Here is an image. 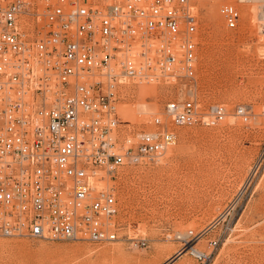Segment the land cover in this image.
I'll return each mask as SVG.
<instances>
[{
	"label": "built area",
	"instance_id": "obj_1",
	"mask_svg": "<svg viewBox=\"0 0 264 264\" xmlns=\"http://www.w3.org/2000/svg\"><path fill=\"white\" fill-rule=\"evenodd\" d=\"M222 11L237 28L238 8ZM197 32L191 0H0V235L122 238L119 170L158 161L176 141L175 127L229 115L194 95ZM161 82L178 92L152 116L155 129H124L126 88ZM235 114L251 118L243 104ZM202 234L190 230L185 244L208 264L218 241L199 250L191 242Z\"/></svg>",
	"mask_w": 264,
	"mask_h": 264
},
{
	"label": "rangeland",
	"instance_id": "obj_2",
	"mask_svg": "<svg viewBox=\"0 0 264 264\" xmlns=\"http://www.w3.org/2000/svg\"><path fill=\"white\" fill-rule=\"evenodd\" d=\"M191 1L199 42L194 95L204 105L224 104L227 119L175 127L176 141L158 161L119 170L120 240L0 235V264H198L185 244L190 230L203 233L191 242L199 250L218 241L208 264H264V0ZM225 4L240 11L237 28L227 27ZM126 90L119 113L131 132L155 129L152 116L178 92L163 82ZM240 104L249 121L235 114Z\"/></svg>",
	"mask_w": 264,
	"mask_h": 264
},
{
	"label": "bare ground",
	"instance_id": "obj_3",
	"mask_svg": "<svg viewBox=\"0 0 264 264\" xmlns=\"http://www.w3.org/2000/svg\"><path fill=\"white\" fill-rule=\"evenodd\" d=\"M263 10V9H262ZM264 11V10H263Z\"/></svg>",
	"mask_w": 264,
	"mask_h": 264
}]
</instances>
